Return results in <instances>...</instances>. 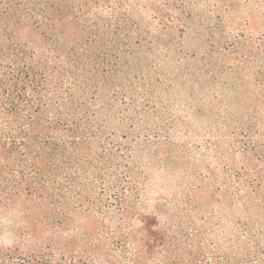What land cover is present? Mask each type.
<instances>
[{"label":"trees","instance_id":"obj_1","mask_svg":"<svg viewBox=\"0 0 264 264\" xmlns=\"http://www.w3.org/2000/svg\"><path fill=\"white\" fill-rule=\"evenodd\" d=\"M0 264H264V0H0Z\"/></svg>","mask_w":264,"mask_h":264}]
</instances>
